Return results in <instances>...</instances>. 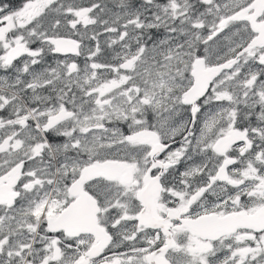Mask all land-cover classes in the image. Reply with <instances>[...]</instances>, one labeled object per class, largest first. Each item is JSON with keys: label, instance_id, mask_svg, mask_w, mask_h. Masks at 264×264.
Instances as JSON below:
<instances>
[{"label": "snow or ice", "instance_id": "6c2138e0", "mask_svg": "<svg viewBox=\"0 0 264 264\" xmlns=\"http://www.w3.org/2000/svg\"><path fill=\"white\" fill-rule=\"evenodd\" d=\"M0 264H264V0H0Z\"/></svg>", "mask_w": 264, "mask_h": 264}]
</instances>
